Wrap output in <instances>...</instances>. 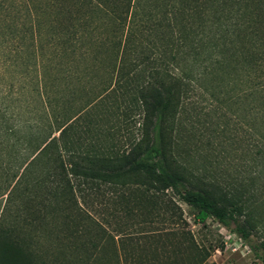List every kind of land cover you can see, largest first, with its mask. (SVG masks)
Returning a JSON list of instances; mask_svg holds the SVG:
<instances>
[{
  "label": "trees",
  "instance_id": "obj_1",
  "mask_svg": "<svg viewBox=\"0 0 264 264\" xmlns=\"http://www.w3.org/2000/svg\"><path fill=\"white\" fill-rule=\"evenodd\" d=\"M93 79L100 89L75 107ZM112 83L127 97L120 115L141 116L140 137L104 151L72 130ZM199 98L234 113L247 100L264 115V0H0V196L7 201L22 180L43 194L42 221L60 218L68 241L52 264H68V248L87 244L91 224L101 228L82 212L81 186L100 198L102 186L135 184L149 192L139 203L157 210L173 205L170 191L195 210L194 222L212 217L250 241L245 202L196 174L178 147L180 116ZM11 233L0 226V264H48L49 249L32 244V262Z\"/></svg>",
  "mask_w": 264,
  "mask_h": 264
},
{
  "label": "rangeland",
  "instance_id": "obj_2",
  "mask_svg": "<svg viewBox=\"0 0 264 264\" xmlns=\"http://www.w3.org/2000/svg\"><path fill=\"white\" fill-rule=\"evenodd\" d=\"M100 87L96 79L80 87L75 107ZM196 102L194 110L187 107L180 116L178 147L183 161L245 202L253 226L250 241L243 242L212 217L194 222L195 210L170 191L164 199L172 196L173 205L157 210L139 203L149 192L135 184L102 186L100 198L81 186L75 194L82 212H88L101 228L91 224L87 244L68 248V264H264V115L253 113L247 100L236 103V113L210 98ZM127 103L120 85H106L104 93L92 98L74 120L72 137L104 151L126 149L129 141L140 137L141 122L137 112L126 118L120 115ZM23 182L7 201L5 194L0 196V226L21 238L19 244L31 261L37 262L29 255L32 244L40 243L42 251L49 249L44 259L52 264L60 255L59 246L68 244L61 240L60 218L44 223L43 194L27 193ZM37 182L29 179L26 186L37 188Z\"/></svg>",
  "mask_w": 264,
  "mask_h": 264
}]
</instances>
